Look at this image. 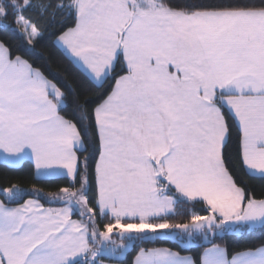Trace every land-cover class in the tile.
Wrapping results in <instances>:
<instances>
[{
  "label": "crops",
  "instance_id": "0c3cea01",
  "mask_svg": "<svg viewBox=\"0 0 264 264\" xmlns=\"http://www.w3.org/2000/svg\"><path fill=\"white\" fill-rule=\"evenodd\" d=\"M140 4V14H129V21H110L113 37L117 39L111 43L112 52H108L106 38L96 33L93 37L87 26L79 25L75 8V26L56 39L57 45L95 82L102 81L110 72L119 54L126 68L94 110L99 156L107 159L111 154V160L103 168L104 176H95L99 213H107L121 222L130 219L136 223L143 218L151 222L163 213L166 215L165 209L167 206L173 209L175 199L172 195L174 200L167 199L164 190L160 195L157 184L161 183L187 200L200 199L208 206L215 204L216 211L224 215L244 219L243 223L239 221L238 228L258 227L256 222L264 214L257 212V204L264 198L244 201L241 188L222 163L220 151L226 139V127L223 129L220 123V132L216 133L213 118H205L203 112L186 116L180 109L168 121V108L172 106L165 95L151 99L135 93H165L171 89L161 77L167 76L174 64L172 59L161 56V45L172 31L181 33L183 25H187L217 99L224 103L240 128L246 170L264 175V141L259 139L258 131L257 136L250 133L249 127L235 115V108L264 101V9L184 13L168 9L160 0H142ZM140 16H144L143 21L138 19ZM130 24L132 34L142 25H148L145 47L137 38L123 37L119 41L120 34L124 35ZM34 28L31 26L30 38L26 36L28 43L38 32ZM146 47L153 57L141 56ZM167 53H175V49ZM151 74L160 77L159 83L146 80ZM61 102V91L53 82L24 58H11L0 42V162L18 166L29 160L38 178L73 179L78 167L76 151L84 145L76 126L58 114L57 106ZM136 106L142 108L141 119L137 114L132 115ZM117 108L122 113L120 117L115 115ZM108 110L110 116L106 115ZM205 119L210 122L205 123ZM132 121L141 123L139 143L147 155L155 148L164 155L172 150L178 156L175 163L160 166L162 177L151 175L153 167L149 163H132L126 155H117L118 148L127 151L130 146L126 139L132 132ZM177 123L191 124L192 131H182L175 127ZM151 124L155 125L154 132ZM209 153L215 156L211 159L214 163H194L196 157H209ZM67 205H44L32 197L14 204L0 199V264H73L86 258L85 264H122L100 259L96 248H90L86 222L74 217L72 205ZM132 264L195 262L190 254L154 247L138 251ZM200 264H264V245L230 257L224 247L210 245L202 250Z\"/></svg>",
  "mask_w": 264,
  "mask_h": 264
},
{
  "label": "trees",
  "instance_id": "16d2710c",
  "mask_svg": "<svg viewBox=\"0 0 264 264\" xmlns=\"http://www.w3.org/2000/svg\"><path fill=\"white\" fill-rule=\"evenodd\" d=\"M170 10L191 13L207 10H251L264 9V0H160ZM73 0H0V42L7 48L9 56L24 58L33 68L38 69L47 79L61 91L62 102L57 112L71 121L77 128L83 141V148L76 151L78 167L73 179L68 177L38 178L29 160L18 166H10L0 162V199L6 204H14L25 198H36L42 204L62 205L65 200L56 196L62 189L73 190L87 180V188L83 194L91 211L82 213L74 211L73 216L84 220L88 230L93 229L94 218L98 221V229L114 223V218L107 213H99L97 207V186L95 182V164L100 153V141L94 119V110L112 91L117 78L126 72L122 56L119 54L110 72L100 82L93 81L71 58L57 45V37L75 26L76 13ZM18 16L26 20L29 26L37 29V34L28 43L25 32L17 24ZM224 118L226 139L221 146L222 163L243 192V199L264 198V175L249 173L243 163L241 150V131L228 109L216 98ZM19 187L21 193L15 200H7V192L12 187ZM168 187L169 195L175 199L172 212L156 217L151 222L165 221L170 225H185L193 222V216L208 214V206L203 200H187ZM71 192H69L70 194ZM130 219H123L128 224ZM239 232L225 230L215 234L206 242L201 235L189 238L194 245L184 246L185 232L179 231L177 238L156 236L143 238L137 233L131 248L124 258H113L100 255V259L132 264L134 256L140 250L167 247L181 254H190L195 264H200L202 250L210 245L225 248L228 257L245 250L264 245V224L258 227L241 226ZM174 230V229H173ZM184 234V235H183ZM90 248L97 242L90 239ZM88 259L74 262L85 264Z\"/></svg>",
  "mask_w": 264,
  "mask_h": 264
},
{
  "label": "rangeland",
  "instance_id": "374dc122",
  "mask_svg": "<svg viewBox=\"0 0 264 264\" xmlns=\"http://www.w3.org/2000/svg\"><path fill=\"white\" fill-rule=\"evenodd\" d=\"M141 1L142 0H73L72 4L78 13L77 15L79 25L83 27L87 26V29L91 33L90 35L93 37H95L96 33L97 35L101 34L104 38H106L109 48L108 52H112L110 47L111 43L116 42L117 39L116 36L113 37L110 21L115 22V20H119L121 22H126L127 20H130L129 14H140L142 9L139 10L138 8L139 5L141 6ZM138 19L143 21L144 16H140ZM145 21H148V19ZM17 24L23 29L25 35L30 38L31 26H29L28 22L22 17L18 16ZM131 25L132 24L126 27V29L123 31L124 35L122 33L120 34L119 41L122 42L123 37H128L131 39L137 38L139 41H142L145 47L146 40L149 38V29L145 28L148 25H142V27H140L138 30H135L133 34L131 33ZM169 37L170 38H167V41L161 45V56H164L167 59H172L174 67L167 76L164 78L161 77V81L165 80L167 84L171 85V89H168V91L165 93L150 92L146 94L135 93V95H148L151 99H158L160 95H165L168 105L172 106V108H168V121L174 117L176 110L178 109L182 110L183 115L186 114V116L203 112L205 118L214 119L213 122H215L216 125L215 131L216 133H219L220 123L221 126L223 125V129H225L221 108L218 106L217 102L214 101L215 98L219 97L214 91L209 75L201 63L198 46L196 45L193 36L190 34L188 26L183 25L181 33H179L178 30L172 31ZM170 39L174 41H171ZM147 49L148 47L144 48V53L142 52L141 56L147 58L153 57L152 52H147ZM174 49L175 53H167V51H173ZM140 71L146 72L148 70L142 69ZM159 78L160 77H157L153 74L146 76V80H149L151 83H159ZM132 111V115L137 114L140 117L139 119H141V107L136 106L134 109H132ZM121 114L122 113L117 108L115 115L120 117ZM106 115L110 116L109 110L106 112ZM235 115L238 116L241 123L243 122L246 127H249L250 133H253V135L256 134L257 136L258 131L259 139L264 141V101L250 102L247 108H235ZM204 122L208 123L210 122V119H205ZM199 124H203V122H199ZM177 126H179L182 131H186L187 133L192 131V126L189 123H183L182 125L177 123L175 127ZM131 127L132 132H129L130 135L126 139L130 146L127 151L118 148L117 155H126L132 163H149L153 167L151 175L162 177L164 173H162V168L160 166L175 163V160L178 159V156H176L172 150H169L168 153L164 155L155 148H152L147 155V152L140 147L139 143L141 139V123H138V121L133 123L132 121ZM151 127L152 132H154L155 125H152ZM174 133L175 129L173 124V132L171 133L170 137L173 138L175 136ZM170 137L168 136V139ZM108 138H110L109 120ZM123 138L122 141L124 140ZM182 159H184V157H182ZM211 159H215V156H211L209 153V157L207 155L206 157H196V161L194 163H206L208 161L214 163V161H211ZM109 160H111V154L107 159H102L101 156L97 158L94 168L95 176H99L101 174L104 176L103 168L106 166V163L109 162ZM86 188L87 180L84 177L82 185L76 187V189L73 190L62 189L56 193V196L65 200L68 205H72L73 211L86 213L91 211V208L87 204L86 197L83 194ZM157 190L158 192L160 191V195L164 190V194L166 195L167 199L170 198L171 200H174L173 197L169 195L168 187H164V184H157ZM69 192L71 193L69 194ZM20 193L21 189L19 187H12L10 190H8L6 199L15 200L16 196ZM158 205L159 203H157V206ZM257 208L258 213L261 212L264 214V201L259 202V204H257ZM165 210V214L172 212V207L167 206V209ZM159 211L156 212L158 213ZM253 213L256 214V211L254 210ZM262 216L263 218L260 217L259 221L256 222V224H258L257 226L264 224V215ZM118 220L120 219H115L113 224L108 225L104 230L97 232L98 221H96L94 218L89 219V221L92 222L94 226L91 230V236H89V239L95 240L97 242V244L94 246V250L96 248L97 254L106 255L113 258H124L126 256V252L131 248L137 233L142 234L143 238H154L159 236L174 239L177 238L176 236L178 234H180L179 231H182V233L185 232V235L188 237L186 242L181 243L184 246H191L194 245L195 242L192 240L188 241V239L192 238L194 235H201L202 242H206L211 236L222 233L225 230H234L235 232H239L237 227L241 225L239 224V221L241 223L244 222V219H241L238 216L234 218L230 217L229 215H224L223 212L216 211L215 204L208 206V214L204 216L194 215L193 222L185 225H170L165 221H159L156 223L148 222L147 219L144 218L139 223L131 222L129 224H123Z\"/></svg>",
  "mask_w": 264,
  "mask_h": 264
}]
</instances>
